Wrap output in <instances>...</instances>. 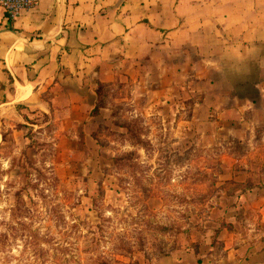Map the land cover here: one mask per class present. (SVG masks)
Segmentation results:
<instances>
[{"label": "rangeland", "instance_id": "rangeland-1", "mask_svg": "<svg viewBox=\"0 0 264 264\" xmlns=\"http://www.w3.org/2000/svg\"><path fill=\"white\" fill-rule=\"evenodd\" d=\"M100 90L94 123L0 126V264H233L259 233L236 197L258 137L192 118L161 84Z\"/></svg>", "mask_w": 264, "mask_h": 264}, {"label": "crops", "instance_id": "crops-1", "mask_svg": "<svg viewBox=\"0 0 264 264\" xmlns=\"http://www.w3.org/2000/svg\"><path fill=\"white\" fill-rule=\"evenodd\" d=\"M137 83L161 84L167 101L191 104L192 118L258 137L247 139L260 157L242 156L249 184L236 194L258 238L228 258L264 264V0H37L13 19L0 5L3 128L12 118L42 127L32 111L94 123L107 108L91 112L101 86Z\"/></svg>", "mask_w": 264, "mask_h": 264}, {"label": "built area", "instance_id": "built-area-1", "mask_svg": "<svg viewBox=\"0 0 264 264\" xmlns=\"http://www.w3.org/2000/svg\"><path fill=\"white\" fill-rule=\"evenodd\" d=\"M37 0H0L10 19L16 18L23 10L33 7Z\"/></svg>", "mask_w": 264, "mask_h": 264}, {"label": "trees", "instance_id": "trees-1", "mask_svg": "<svg viewBox=\"0 0 264 264\" xmlns=\"http://www.w3.org/2000/svg\"><path fill=\"white\" fill-rule=\"evenodd\" d=\"M99 92H101L100 88H99ZM100 108H101V104H100V101H99V98H98L97 101H96V104H95V106H94V108H93V110L91 112L93 114H98L100 112ZM101 264H111V263H109L107 260H103L101 262Z\"/></svg>", "mask_w": 264, "mask_h": 264}]
</instances>
